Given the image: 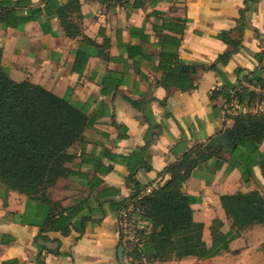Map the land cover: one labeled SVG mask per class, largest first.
Listing matches in <instances>:
<instances>
[{
    "label": "crops",
    "instance_id": "1",
    "mask_svg": "<svg viewBox=\"0 0 264 264\" xmlns=\"http://www.w3.org/2000/svg\"><path fill=\"white\" fill-rule=\"evenodd\" d=\"M28 1L41 9L37 19L16 28L0 24L2 66L14 81L85 107L92 125L68 149L75 157L67 166L76 173L48 189L51 203L0 183V264H264V226L238 230L220 200L252 191L264 197V167L255 165L244 182L238 168L228 169V142L216 146L220 167L211 159L182 183L192 221L174 235L169 259L134 258L130 242L119 237L120 210L109 204L130 196L132 170L145 194L170 178L164 168L189 148L232 128L234 115H264V0H78L79 11L62 16L63 24L57 7L69 0ZM246 2L251 7L240 28ZM163 18L185 19L183 33L162 27ZM222 31L239 41L225 62L218 56L232 47ZM166 34L180 39L178 60L194 66L189 89L162 85L158 42ZM236 101L244 113L232 108ZM259 152L264 157V139ZM96 162L111 170L101 175ZM98 177L102 183L90 191L86 178ZM85 199L90 210L85 204L82 212L91 220L82 235L72 227L68 235L42 231L53 203L58 213Z\"/></svg>",
    "mask_w": 264,
    "mask_h": 264
},
{
    "label": "trees",
    "instance_id": "2",
    "mask_svg": "<svg viewBox=\"0 0 264 264\" xmlns=\"http://www.w3.org/2000/svg\"><path fill=\"white\" fill-rule=\"evenodd\" d=\"M251 1L253 3L255 0ZM47 2L53 5L52 0ZM131 5L140 7L141 4L133 2ZM250 7L249 2H246L245 8L240 10V28ZM23 8H27L25 13L22 12ZM57 10L62 22V16L68 12L79 11V2L69 0L65 5L57 7ZM40 11L38 7H30L28 0H0V24L4 27H20L37 19ZM185 23V19L163 18L162 27L182 34ZM229 33L222 31L219 34L221 40L232 47L231 51L218 56L217 60L222 62L239 45V41L230 38ZM179 41V37L166 34L158 42L161 47L159 66L164 73L161 82L166 89L171 86L180 89L192 87L189 74L194 72V66L185 65L178 60ZM1 58L0 48V183L6 189L25 194L30 200L51 203L47 195L48 189L59 178L76 173L67 166L75 157L68 149L82 141V132L92 125V120L85 107L76 105L67 97H59L28 81L12 80L2 66ZM221 94L229 96L227 93ZM233 119V127L226 130L232 142L227 144L230 156L228 169L238 168L245 182L252 177L255 165L264 167V157L259 152L260 142L264 139V115L237 114ZM221 151L220 148L206 147L203 144L192 146L179 160L164 168L170 178L145 194H141L142 187L134 176L135 170L130 172L127 178L133 187L130 196L118 202H108L117 211L129 202L133 203L135 210L130 217L133 219L134 229L139 227L135 234L140 244H131L132 247L130 244L126 245L131 247L134 258H170L174 235L188 227L192 221L188 196L181 191L182 183L197 166L211 159L216 160V167H220L223 162ZM93 167L101 175L111 170V167L102 168L97 162ZM86 179L85 185L90 191L102 183L101 177ZM111 189V193L117 191ZM111 193H108V197ZM220 200L238 230L255 223L264 226V197L257 192L226 194ZM85 204L87 210H90V202L85 199L70 210L65 208L56 213L53 203L54 209L50 208L42 231L57 230L62 235H68L72 227L79 236L82 235L87 222L91 220L90 212H82ZM118 231L122 239L119 227Z\"/></svg>",
    "mask_w": 264,
    "mask_h": 264
},
{
    "label": "built area",
    "instance_id": "3",
    "mask_svg": "<svg viewBox=\"0 0 264 264\" xmlns=\"http://www.w3.org/2000/svg\"><path fill=\"white\" fill-rule=\"evenodd\" d=\"M232 108L236 112H241V113L245 112V106H242L238 101H236L235 103L232 102ZM154 188H156V187H154ZM154 188L147 187L144 192L149 193ZM134 210L135 209H134L133 203H131V202H129L127 204V206H124L120 210L118 227L121 230L120 233L122 234V238L131 242V244H138L139 245L140 241H139L138 236L135 234L133 219L130 217L131 214L134 212ZM138 223H140V222H138ZM141 224H143V223H141Z\"/></svg>",
    "mask_w": 264,
    "mask_h": 264
},
{
    "label": "water",
    "instance_id": "4",
    "mask_svg": "<svg viewBox=\"0 0 264 264\" xmlns=\"http://www.w3.org/2000/svg\"><path fill=\"white\" fill-rule=\"evenodd\" d=\"M226 142L232 143L230 139L228 138L227 133L223 132L220 134H216L212 136L205 144L206 147H216V146H223ZM123 252L124 247L122 245H119L118 247V258L119 261L122 262L123 259Z\"/></svg>",
    "mask_w": 264,
    "mask_h": 264
},
{
    "label": "rangeland",
    "instance_id": "5",
    "mask_svg": "<svg viewBox=\"0 0 264 264\" xmlns=\"http://www.w3.org/2000/svg\"><path fill=\"white\" fill-rule=\"evenodd\" d=\"M137 228H139V227H136L134 230H136ZM136 233H137V231H136ZM124 239V238H123ZM124 241H125V243H126V240L124 239ZM130 244V246L132 247V245H131V242L129 243ZM171 257V256H170ZM169 259V258H168ZM149 261H151L152 262V260H149Z\"/></svg>",
    "mask_w": 264,
    "mask_h": 264
}]
</instances>
